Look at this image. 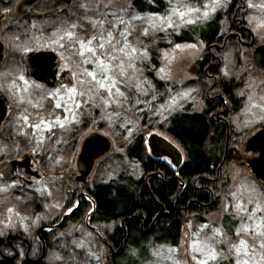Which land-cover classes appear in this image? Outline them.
Listing matches in <instances>:
<instances>
[{
    "label": "trees",
    "instance_id": "1",
    "mask_svg": "<svg viewBox=\"0 0 264 264\" xmlns=\"http://www.w3.org/2000/svg\"><path fill=\"white\" fill-rule=\"evenodd\" d=\"M132 4L141 14L147 12L154 15L160 14L164 1L137 0ZM232 9L233 2L230 1L226 18H230ZM93 20L101 23L94 28L77 13L47 23L50 32L58 40L57 49L65 57L66 65L72 64L75 77L69 88H76V93L74 97L45 100L43 106L53 116L56 115L57 121L64 127L57 123L46 136L51 138L52 134L56 135L60 138L59 143L57 140L56 145L49 143L38 148H42L41 153L45 157L51 158L55 156L53 148L56 146L77 149L81 139L89 133L103 132V120L111 119L116 125L118 120L113 109H131L136 123L115 127V141L118 142V148L123 149L126 159L138 164L140 175H119L116 179L94 185H82L74 177L59 181L65 193L62 211H70L65 223L68 226L82 225L86 229L90 228L106 248L108 263L119 264V259L128 257L127 248L139 246L145 250L149 238L160 244L176 246L185 217L196 216L202 223L204 216L217 209L220 190L226 184L222 182L221 170L233 161L234 153L242 145L241 135L231 126L230 116L242 108L244 99L237 95L242 82L221 75V58L218 54L222 49L216 44L223 43L224 35L218 31L217 19L212 22L215 28L211 36L202 39L205 48L201 59L196 62L199 75L210 79L199 111H167L164 102L169 81L158 73V49L162 47V34L149 35L148 38L144 36L143 40L135 23L129 41L137 38L142 43L135 47L137 51L133 63L122 59L124 52L119 51L123 47L122 43L117 44L116 50L108 46L105 49L106 55L113 54L120 59L111 62L115 69L112 75L119 81L117 87L124 95H115V89L112 96L107 92L97 94V86L91 79L90 82L86 79L88 68L90 72L98 71L96 58L90 53L80 56L78 44L59 39L70 29V25L76 24L78 27L72 31L81 39L99 36L100 32L107 36V32L111 31L115 36L114 44L122 41L120 33L124 29L110 8L105 16ZM141 24L138 21V25ZM61 44H64L63 48ZM99 55L100 50L97 49ZM121 59L126 72L124 76H120L119 68L116 67ZM85 60L89 62L85 63ZM81 92L84 95H79ZM57 104L61 107L57 108ZM155 130L170 136L184 152L185 159L178 167L148 152L147 135ZM28 132H12V138L17 143L7 146L12 153L22 152L25 148L30 150L31 145L25 143L31 137ZM101 225H112L113 229L102 231L99 229ZM48 258H44L45 264H65L61 260ZM138 261L136 259L131 264H137Z\"/></svg>",
    "mask_w": 264,
    "mask_h": 264
},
{
    "label": "rangeland",
    "instance_id": "2",
    "mask_svg": "<svg viewBox=\"0 0 264 264\" xmlns=\"http://www.w3.org/2000/svg\"><path fill=\"white\" fill-rule=\"evenodd\" d=\"M163 1L164 6L160 14L152 15L147 12L141 14L137 10L133 11L131 9L132 1L130 0H107V12L110 8L111 13L115 14L118 19L122 18L128 22L121 25L125 31L133 30L132 26L135 23V26L140 29V35L143 37L141 39L143 40H145V35H143L145 29L148 30L146 38L149 35L158 36L159 33L164 36V38L162 35L160 36L162 47L158 49L160 57L158 73L160 77L169 81L164 102L167 111L177 112L185 109L199 111L202 109L203 96L210 84V79L199 75V66L196 63L197 60L201 59L205 48L202 39L211 36L215 28L212 22L216 19L218 30L222 33L227 31L226 11L229 0H220L221 6L217 7L215 11L212 10L213 0ZM256 3L258 13L255 12ZM89 4H86L88 10L84 9L80 15L91 25L90 20L94 21L93 19L102 16L99 8L93 5L94 2L90 4V7ZM251 4L254 5L252 8L255 12L253 17L254 27L250 26L251 31L254 34H262V31L264 33V2L256 0ZM186 5L187 7H185ZM205 5L207 7H204ZM173 8L185 12V18L182 20L179 15H172L171 10ZM190 9H199V11L194 12ZM204 12H208L207 18L204 17ZM135 15L144 17V19L133 20L132 17ZM161 17H167L168 19L162 21ZM187 20H193L195 23L189 24L186 22ZM138 21L142 22V27L138 25ZM169 21L172 23V27L168 26ZM44 25L48 24L46 22L34 24L33 26L38 27V29H31L22 38L16 35L6 38V52L8 51L9 57H14V54L21 57L26 50L43 47L58 48V40L54 38L52 32L39 31L41 26ZM150 25H154V27ZM141 39L130 40V46L132 48L140 46ZM134 55L135 52L133 53L130 48H127L122 54V59L127 63H133L135 61ZM218 56L221 58V75L225 78L239 79L242 82V88L238 90L237 95L244 99L242 108L230 116L231 126L241 135L242 145L234 153L233 161L221 170L222 182L225 181L226 184L220 190L219 205L215 211L204 216L205 220L202 223L196 216L185 217L179 242L176 246L160 244L154 242L153 238H149L145 250L139 246L127 248L126 254L128 257L119 259V264H131L136 259L140 260L137 264H197L199 252L194 249L204 247L205 244L221 251L222 257L228 256L227 242L234 241L238 243L235 233L242 225H248L251 231L242 234L240 237V239L247 240L249 244L247 249L249 255L241 256V259H247L249 264H254V262L264 264V249L259 247V242L264 240V237L256 236L253 239L254 232L258 231L255 229V224L264 220V212L256 208L257 204L264 208V183L256 179L247 163L257 154L247 152L244 148L246 140L253 136L261 126H264V79L258 80L251 77L247 68L245 51L238 45L231 44L225 50H220ZM0 79V89L6 91L9 99L14 104L16 102V106L21 105V109H41L44 107L45 98H41L39 93L26 92L27 94H33L27 95L22 100L19 94L13 93L12 85L9 84L8 86V83L3 82L5 80L1 76ZM1 84L3 85L2 88ZM19 101H23L22 104ZM25 103L29 104L26 105ZM113 112L117 117L116 120H118L116 125L111 119L103 120L101 125L103 132L97 131L109 139L111 148L105 156L94 162L92 171L87 178L89 185L108 182L116 179L119 175H140L138 164L127 160L123 154V149L118 148V142L115 141L117 138L115 127L122 124L132 125L136 123L132 117L131 109H113ZM14 132L26 134L24 129L14 130ZM152 133L161 136L166 142L177 148L182 155V161H184V152L175 140L159 130L148 133L147 137ZM59 142L60 138H58ZM57 149L58 152L53 158H46L48 159L46 169L58 168L59 181H61L76 173L74 170V157L76 150L78 153L79 148L65 147L64 149ZM147 150L150 153L149 147ZM47 194L49 200L43 203L44 211H40L34 216L31 214V210L29 213L26 208L28 206H22L17 198H12L9 195L4 197L3 194H0L3 196L0 197V235L8 230H19L31 237V233L40 222L49 220L52 214H54L53 216L58 213L61 214L65 205V193L62 187L58 184V187L53 190L50 186ZM237 204H243L248 210V214H252L254 219H247V215L242 214L236 208ZM99 229L111 231L113 226L101 225ZM217 231L220 233L219 235L216 234ZM59 234L58 239L53 243L54 251L48 255L49 260H61L65 264H109L107 250L94 232L82 225H69ZM220 241L225 243L221 244ZM206 251L207 249H205V253ZM209 264H234V261L210 260Z\"/></svg>",
    "mask_w": 264,
    "mask_h": 264
},
{
    "label": "flooded vegetation",
    "instance_id": "3",
    "mask_svg": "<svg viewBox=\"0 0 264 264\" xmlns=\"http://www.w3.org/2000/svg\"><path fill=\"white\" fill-rule=\"evenodd\" d=\"M130 1L133 3L137 0ZM230 1L233 2V9L230 11V18H227V31L222 33L224 35L223 43L221 45L215 44L222 50H225L231 44L238 45L244 49L247 68L251 77L263 80L264 33L262 31V34H254L251 31L250 26L254 27L253 17L255 12L258 13V7L256 3L254 12L253 8L248 6L251 2H256V0ZM258 1L264 2V0ZM89 3L99 8L101 16L107 13V0H0V76L5 80L3 82L8 83V86L9 84L10 86L12 85L13 93L19 94L20 99L23 100L27 95L33 94L26 93L30 91L39 93L41 98H45V100L58 97H74L75 94L69 92L71 89L69 87L73 83L75 74L72 64L66 65L65 57L61 55L57 48L43 47L35 50H26L21 57H17V54H14V57H9L8 51L6 52V38H11L15 35L22 38L31 29L37 30L38 27L33 25L38 22L48 23L52 19L62 18L70 14L75 15L77 13L79 15L84 10L80 5ZM236 3L237 6L235 5ZM131 7L133 11L136 10L133 4ZM49 26H41L39 31L50 32L51 28ZM39 51H51L57 57L53 67V70H56L54 79H49V81L54 82L52 87L35 80L30 75L27 66L28 55ZM88 72H90V68L87 69ZM20 76H23L28 83L25 84L24 80L19 79ZM86 77L90 82L91 77L88 75ZM24 92L26 94H23ZM0 97H3L6 107L4 109L5 114L0 121V189H3L0 194H3L4 197L9 195L12 198H17L22 206H28L26 208L29 213L31 210V214L34 216L38 212L44 211L43 203L49 200L47 196L49 187L51 186L54 190L59 184V169L55 167L46 169L48 159L41 153L42 148H38L43 144L56 145L58 140L56 135L52 134L53 137L51 138H46V136L50 134L58 119L56 115L53 116L47 111L45 107L41 109H21V105L16 106V102L14 104L9 99L5 90L0 89ZM19 102L22 104L23 101ZM25 104L28 105L29 103ZM37 124L40 125L39 128L33 127V125ZM262 128L264 126H261L260 129ZM23 129L29 130L28 135L31 137H29V142L25 141V143H29L31 148L30 150L25 148L26 150L22 152L12 153L8 147L17 144L12 138V132ZM85 137L81 139L79 151L74 157V170L76 173L68 177H74L75 179V177L80 175L77 159ZM57 148V146L53 148L55 154L58 152ZM25 155L29 157V169L16 165L11 177L3 175V170L6 169L4 164L12 161L19 162ZM167 161L171 163V160L168 159ZM30 171L37 172V175H32ZM1 195L0 197L2 198L3 196ZM69 214L70 211H62L61 214L58 213L56 216L52 214L49 220L38 224L31 233V237L19 230H8L1 234L0 264H27V262L29 264H45L44 258L54 251L53 243L58 239L60 231H64L68 227V223L66 224L65 222L67 221L66 216ZM88 229L90 230V228Z\"/></svg>",
    "mask_w": 264,
    "mask_h": 264
},
{
    "label": "snow or ice",
    "instance_id": "4",
    "mask_svg": "<svg viewBox=\"0 0 264 264\" xmlns=\"http://www.w3.org/2000/svg\"><path fill=\"white\" fill-rule=\"evenodd\" d=\"M220 0H213V8L212 10L215 11L217 7H220ZM249 7H254L253 4H249ZM81 8H84L86 11L88 10V6L86 4H81ZM187 7V5L185 6ZM204 7H207L205 5ZM190 11L198 12L199 9H190ZM172 15H179V17L183 20L186 16V13L183 11H178L176 8H173L171 10ZM204 17L207 18L208 12H204ZM133 20H141L144 19V17H141L139 15H135L132 17ZM162 21L168 19L167 17H161ZM187 23H195L193 20H187ZM95 28L98 23H101L99 21H89ZM128 22L123 20L122 18L119 19V24L124 25ZM153 26L154 25H150ZM169 27H172V23L169 21L168 23ZM78 25L72 24L70 25V29L66 30L63 35L59 37L60 40L67 39L69 42L75 43L79 45V52L78 54L80 56H84L86 53H90L93 57L96 58L97 68L98 71L96 72H88L87 75L91 77V82L95 84L97 94L102 95L103 92H107L109 96L113 95V89H115V95L123 96V92L119 90L117 87V84L119 81L115 79V77L112 75V72L115 70L112 66V61L119 60V57L115 55H106L105 49L106 46L109 48L116 50L117 44H123V47L119 48L120 52H125L126 48H130L131 52H136V48H132L129 44V37L132 35L133 30H126L120 33L122 37V41H116V43H113V40H115V36L111 31L107 32V36H105L104 32H100L99 36L93 35L92 37L84 40L81 39L79 36L76 35L72 29H76ZM163 30V29H161ZM143 35H148V30L145 29L143 31ZM95 42V44H94ZM60 47H64V44H61ZM97 49L100 50V55L97 56ZM127 54V53H125ZM85 63H88V60L84 61ZM116 67L119 68V74L120 76L126 75L123 62L121 61L116 65ZM129 67H132V65H129ZM100 77V79H97V77ZM19 79L24 80L23 76H20ZM24 83L27 84L28 81L24 80ZM80 83H83V81H80ZM26 90V89H25ZM71 94L76 93V88H72L69 90ZM79 95H84L83 92L79 93ZM57 108L61 107L60 104L56 105ZM79 107V105H77ZM74 119V117H73ZM57 123L60 125V127H64L62 123L57 121ZM35 128H39L40 125H33ZM3 189H0L2 191ZM236 208L242 213L247 215V219L253 220L254 216L252 214H248V210L244 207L243 204H237ZM256 208L262 212H264V208H261L259 204L256 205ZM11 211V209H9ZM255 229L258 231L254 232L253 239H255L256 236H262L264 237V220H261L260 223L255 224ZM251 231L250 227L248 225H242L239 230L236 231L235 235L238 238V243L234 241L227 242L228 243V256H221V251L217 250L215 247H210L207 244L204 245V247L194 249L195 251L199 252V257L197 258V264H209V261H220V260H229L234 261V264H249V261L247 259H241V256H248L249 253L247 251L249 244L248 241L245 239H240L242 234H247ZM219 235L220 233L217 231L216 233ZM221 244L225 243L224 241H220ZM259 247L261 249H264V240H261L259 242ZM205 249H207L205 253ZM202 257V258H201ZM254 264H262V262H254Z\"/></svg>",
    "mask_w": 264,
    "mask_h": 264
},
{
    "label": "water",
    "instance_id": "5",
    "mask_svg": "<svg viewBox=\"0 0 264 264\" xmlns=\"http://www.w3.org/2000/svg\"><path fill=\"white\" fill-rule=\"evenodd\" d=\"M56 58V55L51 51H39L29 54L27 66L30 75L35 80L46 83L52 87L54 82L49 81V79H54L56 70H53V67L55 66ZM4 109H6L4 99L0 97V121L5 114ZM146 141L151 156L160 159L167 158L171 160L174 167H178L182 163L183 159L179 150L166 142L161 136L152 133L147 137ZM110 148L111 143L104 135L97 132L87 135L82 142L81 151L77 159V167L80 175L75 177V181L85 185L94 166V162L105 156L110 151ZM244 148L247 152L257 154L256 157L248 160L247 163L256 179L264 183V128L248 138ZM5 165L6 169L3 170V175L11 177L16 165L20 167L24 166L29 169V157L25 155L21 161H12L4 164V166ZM31 174L37 175V172H31Z\"/></svg>",
    "mask_w": 264,
    "mask_h": 264
}]
</instances>
